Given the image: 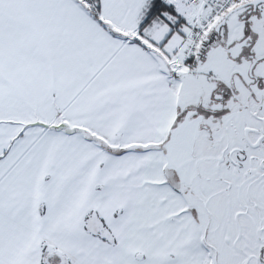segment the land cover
<instances>
[{
    "label": "snow or ice",
    "instance_id": "1",
    "mask_svg": "<svg viewBox=\"0 0 264 264\" xmlns=\"http://www.w3.org/2000/svg\"><path fill=\"white\" fill-rule=\"evenodd\" d=\"M0 264H264V0H0Z\"/></svg>",
    "mask_w": 264,
    "mask_h": 264
}]
</instances>
